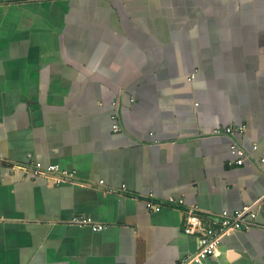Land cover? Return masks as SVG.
<instances>
[{"label":"crops","instance_id":"crops-1","mask_svg":"<svg viewBox=\"0 0 264 264\" xmlns=\"http://www.w3.org/2000/svg\"><path fill=\"white\" fill-rule=\"evenodd\" d=\"M0 264H264V0H0Z\"/></svg>","mask_w":264,"mask_h":264},{"label":"built area","instance_id":"built-area-1","mask_svg":"<svg viewBox=\"0 0 264 264\" xmlns=\"http://www.w3.org/2000/svg\"><path fill=\"white\" fill-rule=\"evenodd\" d=\"M133 98H130L132 101ZM112 120V131L121 132L122 125L120 124V118L118 112H115L111 115ZM243 127L236 126H224L220 128L213 129L211 135L213 136H229L231 138V144L229 146L230 153L235 157L234 163L236 165H242L244 159H246L245 151L240 147V145L233 140L235 135L241 134ZM256 150V146L252 147V151ZM261 162L263 160L261 159ZM32 169L36 173L51 174L56 177V182L64 178H69L71 174L66 173L65 171L59 170L57 166H47L46 168L42 167L40 163H34L31 165ZM98 184H102V181L99 180ZM111 192V191H110ZM169 205L176 207H181L180 202L168 201ZM149 206V204H148ZM155 210H160V206H156ZM187 218L184 221V231L188 234H195L197 236V250L196 253L188 257L185 261H191L193 263H198L200 258L209 257L215 253L216 247L219 244V241L222 237L229 235L232 232L240 231L243 229H248L251 225V222L255 219V212L251 209L244 207L240 210H236L233 213H221L218 219L213 221L212 226L204 225L195 213L194 209H186ZM98 229L101 226L97 227ZM184 261V262H185Z\"/></svg>","mask_w":264,"mask_h":264}]
</instances>
